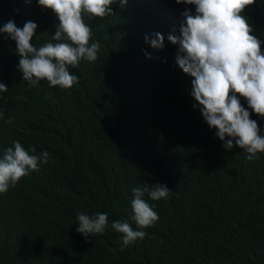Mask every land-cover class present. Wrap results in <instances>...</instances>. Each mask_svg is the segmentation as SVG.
<instances>
[{
    "label": "trees",
    "instance_id": "trees-1",
    "mask_svg": "<svg viewBox=\"0 0 264 264\" xmlns=\"http://www.w3.org/2000/svg\"><path fill=\"white\" fill-rule=\"evenodd\" d=\"M110 6L114 15L84 17L90 43L101 47L95 62L69 68L79 77L70 89L46 80L30 86L17 70L16 42L0 33V83L8 88L0 158L13 141L49 153L48 164L0 193V264H264V153L249 160L235 145L225 149L194 103L177 48L153 50L145 41L155 39L156 24L170 20L167 30L175 29L181 9L195 5ZM249 16L264 52V9ZM9 20L36 23L37 47L59 23L37 0H0V28ZM237 97L264 134V118ZM143 181L172 189L149 201L159 220L145 238L121 251L122 234L111 228L87 240L76 231L80 212H106L109 224L136 229L132 189Z\"/></svg>",
    "mask_w": 264,
    "mask_h": 264
},
{
    "label": "clouds",
    "instance_id": "clouds-1",
    "mask_svg": "<svg viewBox=\"0 0 264 264\" xmlns=\"http://www.w3.org/2000/svg\"><path fill=\"white\" fill-rule=\"evenodd\" d=\"M118 2L120 7L139 1L151 0H37L42 9L52 10L59 23L50 41L34 46L33 40L38 25L27 21L22 28L9 20L0 33H6L16 42L19 55L17 70L28 84L36 85L46 80L50 86L70 89L79 83V77L69 68L79 67L81 60L95 62L100 43H90L91 28L84 17L104 18L114 15L110 6ZM31 3V0H25ZM180 25L168 31L171 21L157 27L155 39L149 40L153 50L177 48L176 63L186 74L193 77L191 95L209 128L223 141V147L231 150L235 145L247 153L252 160L264 153V134L250 112L241 105L237 94L247 100L248 108L264 118V52L261 40L251 35L253 28L249 11L264 9V0H175L176 10L182 5ZM149 55L146 53V56ZM8 88L0 83V99ZM231 93V95H230ZM4 112L0 109V119ZM7 123H14L9 118ZM35 149L26 150L19 141H13L0 158V193L27 176L38 171L42 164L49 163V153L37 154ZM130 219L116 220L109 224L108 213L97 212L89 215L78 213L76 231L87 240L96 234H103L111 228L121 236V251L146 237L144 229L154 226L159 220L158 213L149 201L168 199L172 189L163 183L149 184L132 189ZM147 197V199L145 198Z\"/></svg>",
    "mask_w": 264,
    "mask_h": 264
},
{
    "label": "bare ground",
    "instance_id": "bare-ground-1",
    "mask_svg": "<svg viewBox=\"0 0 264 264\" xmlns=\"http://www.w3.org/2000/svg\"><path fill=\"white\" fill-rule=\"evenodd\" d=\"M117 147V146H116ZM110 158H112L111 156H110ZM106 159V158H105ZM108 187V186H107Z\"/></svg>",
    "mask_w": 264,
    "mask_h": 264
}]
</instances>
